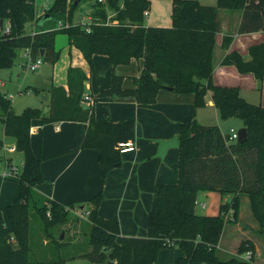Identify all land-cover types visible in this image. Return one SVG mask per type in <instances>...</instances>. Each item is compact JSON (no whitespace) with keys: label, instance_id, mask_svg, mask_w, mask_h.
Here are the masks:
<instances>
[{"label":"trees","instance_id":"trees-1","mask_svg":"<svg viewBox=\"0 0 264 264\" xmlns=\"http://www.w3.org/2000/svg\"><path fill=\"white\" fill-rule=\"evenodd\" d=\"M36 0H0V20L9 23L11 32L4 34L0 26V70L15 63L17 50L31 49L33 57L56 63L60 51L56 48L59 33L66 34L69 43L79 48L90 64L93 56H108L115 67L133 58L142 59L134 86H123L124 76H112L110 87L100 91L99 97H134L139 103H155L162 88L178 93H193L196 107L207 104L210 92L214 105L223 119L239 117L248 130L245 142H227L218 125L193 121L182 123L179 138V178L174 184H159L157 195L148 214L147 236H125L115 218L99 215L103 200L100 191L90 199L89 219L92 223V249L81 252L102 264H155L164 247H179L183 252L177 264H255V243L244 239L237 254L221 257L219 243L226 225L225 213H237L240 193L249 196L252 213L264 236V104L251 103L240 94L237 86L215 83V46L221 31L219 9L241 10L239 33L264 32V0H217V5H205L199 0H173L172 26H148L144 12L150 0H54L46 14L37 16ZM78 2V3H77ZM81 2L89 3L90 13L105 22L108 15L119 24H93L87 32L82 24H74ZM56 18V24L54 22ZM62 20L69 26L58 27ZM32 24V30L27 25ZM231 37H225L229 46ZM234 65L241 74L252 73L264 81V41L249 48L248 57L234 50L222 60ZM89 76L81 67L70 66L67 87L54 85L50 92V109L46 114L39 107H26L17 113L11 100L0 90V124L5 135L14 137L17 149L24 153L23 169L17 181L19 196L0 211V264H64L66 257L52 261L30 258L31 201L36 203L40 193L35 185L46 180L42 161L31 145V126L34 119L42 123L55 121H83L88 128L83 148L99 151L101 174L121 164L119 143L134 140L136 121H100L94 107L84 104ZM2 144V140H0ZM201 190H217L230 194V201L222 202L217 214L195 211ZM74 204H63L45 198L36 211L47 237L51 228L67 223ZM252 250L247 260L241 257Z\"/></svg>","mask_w":264,"mask_h":264},{"label":"crops","instance_id":"crops-1","mask_svg":"<svg viewBox=\"0 0 264 264\" xmlns=\"http://www.w3.org/2000/svg\"><path fill=\"white\" fill-rule=\"evenodd\" d=\"M202 4L217 5V0H207ZM219 19L221 31L217 35L215 46V83L237 86L240 92L261 89L262 104H264V81L258 80L252 73L241 74L234 65L222 64L223 58L234 50L248 57L249 48L264 41V32L259 30L239 33L241 10L219 9ZM147 20L148 22H145L148 26H172L170 22L166 24L159 19L151 8ZM225 37L232 38L229 46L223 45ZM94 61V71L85 65L82 68L89 76L86 93L94 99L95 117L100 121L114 122L121 119H134L136 121L134 139L136 149L121 152V164L111 169L107 177L103 179L99 151L95 148L82 147V141L88 128L87 122L65 120L42 123L39 120L36 122L38 127L35 128L38 132L31 134V145L34 153L42 161V170L46 180L36 184L35 189L45 198H52L63 204H74L75 209L72 211L78 215H83L79 214L80 211L87 214L91 207L90 199L102 191L103 200L99 206V215L104 218L117 219L121 233L125 236L145 237L147 236L148 214L157 195L159 184H174L179 178L178 147L171 146L165 155H158L159 139H170L175 136L178 138L182 123L189 122L193 118V114L187 111H192L195 105V95L174 94L172 90L162 88L158 93L157 101L150 104L139 103L132 96L99 97L101 90L111 86L112 78L109 73L111 69L114 72L116 66L114 67L109 62L107 55H96ZM142 61L139 62L137 70L134 66L128 65H119L116 68V74L125 77L123 83L125 88L134 86L132 77L139 76ZM128 67L133 71H130ZM61 80L63 82L59 85L67 87V77ZM208 96L207 103L214 105L210 92ZM189 118L191 119L188 120ZM205 125L213 124L205 123ZM172 147H176L177 152L171 150ZM169 154L177 155L175 163L172 161L170 164V161L166 160ZM2 193L4 196L2 194L0 197V208L6 207L19 196V182L17 186L13 183L8 184L5 190L3 188ZM241 195L242 193H240V198ZM247 197L250 202L248 195ZM226 201L230 200L224 202ZM200 205L207 206L205 201H200ZM227 233L226 235L223 232L219 243L220 248L223 243L236 245L238 248L243 238L252 239L257 244L251 234H246L242 229L238 230V227L230 226Z\"/></svg>","mask_w":264,"mask_h":264},{"label":"rangeland","instance_id":"rangeland-1","mask_svg":"<svg viewBox=\"0 0 264 264\" xmlns=\"http://www.w3.org/2000/svg\"><path fill=\"white\" fill-rule=\"evenodd\" d=\"M43 1L44 0H37L38 5L41 6V3ZM53 1L54 0H50L49 2L53 4ZM199 1L203 3L207 0ZM172 2L173 0H150V8L153 10L155 15H157L159 19H161L164 23L167 24L170 22L171 25L173 21ZM90 5L91 4L89 3L81 2L80 7L75 14V19L79 20L81 19V15H86L87 13H89ZM145 21L148 22L147 19ZM54 22L56 24V18H54ZM27 30H32V24L29 23L27 25ZM56 48L60 51V57L58 61H56V63L43 61V63L38 68L31 69L30 67L26 66V64L29 63V59L24 56V50H17L18 55L15 59V63L11 67L2 68L0 70V90L11 100L12 107L15 112L20 113L26 107L30 106L39 107L46 114H48L50 109V92L48 90L51 89L54 85H59V83L63 82V80L61 79L67 77L68 68L70 66L82 68L83 65L90 68V64L85 58L82 51L76 46L69 43L66 34L59 33L57 35ZM96 55L105 56V54L96 53L93 56V60ZM141 61L142 60L133 58L130 63L118 64L116 68L119 65H128L134 66V69L137 70L138 64ZM116 68L114 72H112V69L110 70L109 74L111 75V78L113 74L117 72ZM128 68L130 71H133L130 67ZM100 75L102 76L101 70ZM88 82L89 81L86 82V88ZM2 83H4V85ZM173 93L180 94L174 91ZM208 94L206 99H209ZM240 94L251 103L260 104L263 101L262 91L258 88L243 90L240 92ZM46 96L48 98H46ZM187 112L193 114L192 121L196 119L197 122L201 124L210 123L213 125H218L225 136H228L232 127L236 130H239V128L243 127V121L241 118L231 117L223 119L219 111L213 104L209 105L207 103L204 107H195L194 105L192 111ZM190 119L191 118H189L188 120ZM39 120L40 119H34L32 121V135L38 132L35 130V128L38 127L36 125V122ZM167 123H169V120H167ZM0 140H2L3 142L2 145L4 146L7 157L11 158L16 165L21 167L22 161L24 160V153L19 149L10 151L11 146H16V140L12 136L5 135L3 123L0 124ZM6 148H8L9 150H6ZM4 149L0 150V157L4 154ZM171 150L177 152L176 147H172ZM175 154L174 156L172 154L167 155L166 160L170 161V164H172V161L173 163H175V159L177 158V155ZM3 168L4 164L0 161V169L3 170ZM12 183L17 186V179H4L0 176V197L2 194L4 196V193H2L3 188L5 190L8 184ZM241 196L242 197L240 198L237 218L234 216L233 211V219L230 218L226 221L224 234H228L227 232L230 226L238 227V230L242 229L246 234H251L255 238V241L257 243L255 244L254 262L255 264H264V236L262 229L253 216L247 194L242 193ZM230 198V194H223L217 190H201L198 193L197 201H205L207 206L203 207L202 205L197 203L195 211L203 215L217 214L220 211L221 203L225 200H230ZM44 203L45 197L41 193L39 195L37 194L36 203H34V200L31 201L30 258L32 260L38 261H52L61 256L66 257L64 264H102L101 262L92 260L88 256L81 253L92 249V245L90 243V231L92 223L89 219L88 213L86 214V212L80 211L79 214L83 215H78L75 211H72L69 221L67 223H59L55 227L51 228L52 235L50 237H47L43 230L42 221L36 211V205H43ZM5 208V206L0 208L3 214H5ZM244 239L245 238H243L242 240ZM237 250L238 248L236 247V245L223 243L222 248L219 247L218 254L221 257L228 258L236 255ZM182 254L183 252L179 247H164L163 249H161L159 258L155 264H177L175 260Z\"/></svg>","mask_w":264,"mask_h":264},{"label":"built area","instance_id":"built-area-1","mask_svg":"<svg viewBox=\"0 0 264 264\" xmlns=\"http://www.w3.org/2000/svg\"><path fill=\"white\" fill-rule=\"evenodd\" d=\"M49 1L50 0H44L41 3V6L38 5L37 0L35 1L36 6H37V16H42V15L46 14L48 9L52 6V4ZM99 1L105 2V0H99ZM112 16H113V14L110 13L107 17V20L105 22H101L89 12L86 15L81 16V19L79 21H76L74 24H82L83 27L85 28V30L87 32H90L92 30L93 24H107V25L119 24V20L112 18ZM144 16H145V19H147V17L149 16V9L145 10ZM63 26H69V24L68 23L65 24V23H63L62 20H59L58 27L61 28ZM2 31L4 34L10 33L11 32L10 24L5 23V25L2 27ZM24 56L27 59H29V63L26 64V66L30 67L31 69H36L43 63V57L42 56L33 57L30 48L24 49ZM83 102L87 103V105H89V104L92 105L94 102V99L90 94L85 93L84 97H83ZM238 136H239L238 131L234 128H231L230 133L227 136V142L237 141ZM119 148H120V151L122 153L128 152V151H133L136 149V144H135V141L133 139L127 140V141H122L119 143ZM3 149H4V146L2 144H0V150H3ZM16 149H17L16 146L10 147V151H13ZM6 150H9V149L6 148ZM3 152H4V154L1 155L0 161L4 164V168H3V170L0 169V176L3 177L4 179H6V178H17L22 173L24 161H22L21 167H19L18 165H16L12 161L11 158L7 157L5 149ZM197 203L200 204V202H198V201H197ZM203 206H205V204ZM233 211H234V209H231L227 213H225L226 221L229 220L230 218L233 219V216H232ZM252 256H253L252 250H248L243 255H241L242 258L247 259V260L251 259Z\"/></svg>","mask_w":264,"mask_h":264},{"label":"water","instance_id":"water-1","mask_svg":"<svg viewBox=\"0 0 264 264\" xmlns=\"http://www.w3.org/2000/svg\"><path fill=\"white\" fill-rule=\"evenodd\" d=\"M78 3V2H77ZM4 24V20L1 19L0 20V26L2 27ZM47 98V96H46ZM197 120H193V123H196ZM238 142H245L248 140V130L247 127L243 126L238 130ZM179 145V140L178 138L175 136L173 138L170 139H159V152L158 155H165L167 149L171 146H178Z\"/></svg>","mask_w":264,"mask_h":264}]
</instances>
